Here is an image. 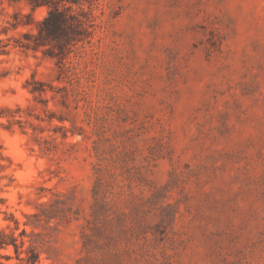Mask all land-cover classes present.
Returning a JSON list of instances; mask_svg holds the SVG:
<instances>
[{
	"label": "rangeland",
	"instance_id": "374dc122",
	"mask_svg": "<svg viewBox=\"0 0 264 264\" xmlns=\"http://www.w3.org/2000/svg\"><path fill=\"white\" fill-rule=\"evenodd\" d=\"M50 2L85 33L24 36L51 67L0 109V264H264V0Z\"/></svg>",
	"mask_w": 264,
	"mask_h": 264
},
{
	"label": "clouds",
	"instance_id": "9594fccd",
	"mask_svg": "<svg viewBox=\"0 0 264 264\" xmlns=\"http://www.w3.org/2000/svg\"><path fill=\"white\" fill-rule=\"evenodd\" d=\"M63 3L68 2L63 0ZM49 11L47 6L34 7L31 0H0V109L13 113L11 118L15 120L25 119L23 110L32 102L29 90L23 87L25 82L31 78L34 71L46 74L51 67L41 60L43 48L33 51L31 47H22L33 43L39 32V25L48 16ZM29 17L31 22H26ZM25 34L33 39H24ZM5 73L6 75H3ZM18 108L21 111L16 113ZM8 122V116H0V126L7 125ZM0 133H3L10 149L5 155L14 156L26 137L18 131L10 136L3 128H0ZM9 200L14 204L15 195L9 197Z\"/></svg>",
	"mask_w": 264,
	"mask_h": 264
},
{
	"label": "trees",
	"instance_id": "16d2710c",
	"mask_svg": "<svg viewBox=\"0 0 264 264\" xmlns=\"http://www.w3.org/2000/svg\"><path fill=\"white\" fill-rule=\"evenodd\" d=\"M50 1L46 2L45 0H31V3L34 7H39L47 3L52 5L48 16L39 25V32L36 38L46 37L48 39H51L52 41L56 42L58 48L59 45H62L64 43H66L67 45L68 43H70V41H72L71 43L82 41V35H84L85 33V29L82 26L84 22L76 16L68 15V13H66L64 9L60 8V4H57L56 2L51 3ZM82 14L84 13L82 12ZM68 27L73 33V35L71 36H65ZM26 47H30V45H27ZM5 237L6 235L2 231H0V249L8 245V242L5 241ZM13 241L14 242H12V245L15 248V252L18 253V248L15 240L13 239ZM20 260H25L29 264H35L36 262H38V254H32L31 257Z\"/></svg>",
	"mask_w": 264,
	"mask_h": 264
}]
</instances>
